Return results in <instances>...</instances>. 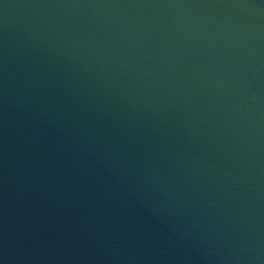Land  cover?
Instances as JSON below:
<instances>
[{
	"label": "water",
	"instance_id": "water-1",
	"mask_svg": "<svg viewBox=\"0 0 264 264\" xmlns=\"http://www.w3.org/2000/svg\"><path fill=\"white\" fill-rule=\"evenodd\" d=\"M0 264H264V0H0Z\"/></svg>",
	"mask_w": 264,
	"mask_h": 264
}]
</instances>
